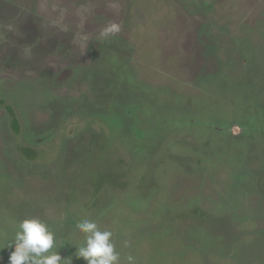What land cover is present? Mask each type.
<instances>
[{"label":"rangeland","instance_id":"obj_1","mask_svg":"<svg viewBox=\"0 0 264 264\" xmlns=\"http://www.w3.org/2000/svg\"><path fill=\"white\" fill-rule=\"evenodd\" d=\"M0 99V264L32 217L72 264L85 219L122 262L264 264V0H0Z\"/></svg>","mask_w":264,"mask_h":264},{"label":"clouds","instance_id":"obj_2","mask_svg":"<svg viewBox=\"0 0 264 264\" xmlns=\"http://www.w3.org/2000/svg\"><path fill=\"white\" fill-rule=\"evenodd\" d=\"M119 31V25L111 23L102 30V35H115ZM76 227L84 234V241L79 246L75 245V256L86 264H135V257L130 254L124 262L121 261L120 253L112 242V231L101 230L95 221L88 219L77 223ZM54 244L55 235L45 221L38 217L25 218L18 223L12 242L5 246H14L8 264H72L71 256L62 258L58 250L50 251Z\"/></svg>","mask_w":264,"mask_h":264},{"label":"trees","instance_id":"obj_3","mask_svg":"<svg viewBox=\"0 0 264 264\" xmlns=\"http://www.w3.org/2000/svg\"><path fill=\"white\" fill-rule=\"evenodd\" d=\"M4 103L3 99H0V104ZM8 110L10 114L12 115V127L16 132H20V123L19 120L16 117L15 111L12 107L8 106ZM22 151L24 154H26L28 157H34L36 152L34 150H31L28 147H23Z\"/></svg>","mask_w":264,"mask_h":264}]
</instances>
